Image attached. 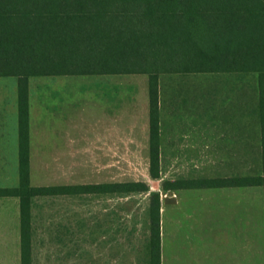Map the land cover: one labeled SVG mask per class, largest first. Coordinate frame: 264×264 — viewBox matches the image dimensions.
Masks as SVG:
<instances>
[{"label":"rangeland","instance_id":"rangeland-1","mask_svg":"<svg viewBox=\"0 0 264 264\" xmlns=\"http://www.w3.org/2000/svg\"><path fill=\"white\" fill-rule=\"evenodd\" d=\"M257 79L255 72L160 74V172L153 179L148 172V130L144 135L138 129L135 137L125 136L130 130L124 129L123 145L117 151L103 152L98 145L81 151L99 133L90 130V122L99 125L108 111L122 114L124 122L137 115L141 124L145 111L148 119L146 74L31 76L30 183L141 180L149 190L159 191L161 207L164 197L180 191L164 190L163 180L259 174L261 156L254 138L250 154L199 153L195 145L196 117L227 108L237 112L243 88L245 107L252 118L257 115ZM16 102L17 77L0 76V118H7L5 135L0 137V186L18 184ZM227 155L228 166L212 163ZM189 192L180 209L193 212L194 191ZM148 204L147 193L140 192L36 197L31 208V264H146ZM18 209L16 197H0V264H20ZM185 223L193 224V216Z\"/></svg>","mask_w":264,"mask_h":264},{"label":"trees","instance_id":"trees-1","mask_svg":"<svg viewBox=\"0 0 264 264\" xmlns=\"http://www.w3.org/2000/svg\"><path fill=\"white\" fill-rule=\"evenodd\" d=\"M255 72L261 173L163 180L164 190L260 185L264 201V0H0V76L17 77L20 264H31V208L36 197L82 193L148 195L147 260L160 264V193L141 180L32 185L29 175L31 76H148V172L159 178L162 73Z\"/></svg>","mask_w":264,"mask_h":264},{"label":"crops","instance_id":"crops-1","mask_svg":"<svg viewBox=\"0 0 264 264\" xmlns=\"http://www.w3.org/2000/svg\"><path fill=\"white\" fill-rule=\"evenodd\" d=\"M243 89L238 98L237 112H230L227 108L217 113H201L196 117V152L250 154L252 138L255 147L258 146L255 150L260 151V120L258 115L252 118L245 107L247 102ZM226 99L228 101V98ZM143 116L140 124L137 115L134 117L129 115L124 122L122 114L106 112L100 118L99 125L90 122V130L98 129L99 133L89 139L88 149L81 151H92L91 147L97 145L103 152L117 151L116 147L123 145L124 129L130 130V135L127 133L125 136L136 137L138 129H142L146 135L149 130L146 111ZM6 120L7 118H0V137L5 135ZM16 129L18 139V118ZM29 129L28 120L30 144ZM230 161L229 155L212 159V163L219 167L228 166ZM228 176L234 175L217 178ZM185 189H178L180 191L174 195L176 199L174 203L163 201L160 207V264H264L262 186ZM192 190L195 199L193 212L180 209L184 198L189 195L188 193H192L189 192ZM192 216L193 224L185 223L186 218Z\"/></svg>","mask_w":264,"mask_h":264},{"label":"water","instance_id":"water-1","mask_svg":"<svg viewBox=\"0 0 264 264\" xmlns=\"http://www.w3.org/2000/svg\"><path fill=\"white\" fill-rule=\"evenodd\" d=\"M163 201L165 203H174L176 201L174 196H166L163 198Z\"/></svg>","mask_w":264,"mask_h":264}]
</instances>
